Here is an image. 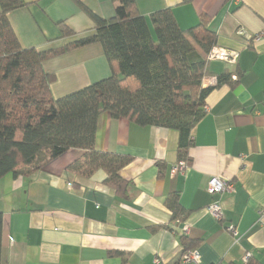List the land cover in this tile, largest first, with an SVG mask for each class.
Here are the masks:
<instances>
[{
	"label": "crops",
	"instance_id": "1",
	"mask_svg": "<svg viewBox=\"0 0 264 264\" xmlns=\"http://www.w3.org/2000/svg\"><path fill=\"white\" fill-rule=\"evenodd\" d=\"M23 1L28 4L8 14L23 47L57 48L93 31V21L73 0ZM81 1L107 20L114 17L111 0ZM135 3L146 19L171 8L181 29L208 19L216 46L238 56L234 63L208 60L210 76L203 85H214L224 71L235 80L238 69L243 71L239 81L206 96V112L192 130L183 173L171 174L178 161L175 129L138 125L108 112L99 115L96 149L131 158L119 171L129 182L126 197L104 183L102 169L88 177L67 169L83 155L78 148L30 174L4 175L0 264H184L176 261L181 236L197 253L191 264H243L246 253L264 264V216L259 215L264 211V0ZM60 22L75 34L62 36ZM42 67L55 77V98L111 75L99 43L47 59ZM212 177L232 181L234 190L209 194ZM172 194L185 211L176 218L166 205ZM217 200L223 209L220 220L206 210Z\"/></svg>",
	"mask_w": 264,
	"mask_h": 264
},
{
	"label": "trees",
	"instance_id": "2",
	"mask_svg": "<svg viewBox=\"0 0 264 264\" xmlns=\"http://www.w3.org/2000/svg\"><path fill=\"white\" fill-rule=\"evenodd\" d=\"M73 1L93 21V31L60 47L38 50L20 44L8 17L28 3L0 0V179L8 173L30 174L66 150L78 148L83 155L67 169L84 177L102 169L104 183L126 197L129 182L119 171L131 158L96 149L99 115L108 112L138 125L175 129L178 161L188 164L192 130L206 112V96L217 86H235L243 71L236 70L235 80L232 72L224 71L214 85H203L210 76L208 55L217 44L216 32L204 17L181 29L171 8L146 19L135 0H111L115 14L107 20L81 0ZM58 26L62 36L75 34L63 22ZM91 43L101 45L111 75L55 98L51 91L55 77L43 70V62ZM158 175H163L161 170ZM166 205L172 218L185 213L177 194L169 195ZM1 234L0 214V253ZM180 241L178 262L191 250L187 237ZM243 264L260 262L250 254Z\"/></svg>",
	"mask_w": 264,
	"mask_h": 264
},
{
	"label": "built area",
	"instance_id": "3",
	"mask_svg": "<svg viewBox=\"0 0 264 264\" xmlns=\"http://www.w3.org/2000/svg\"><path fill=\"white\" fill-rule=\"evenodd\" d=\"M253 38H249L252 40ZM238 53L233 50H221V48L215 46L212 48L208 55V60L212 59H220L230 63H234ZM187 167V163L185 161H178L171 168V174L183 173L185 168ZM206 190L209 194H222L224 192H231L234 190L233 182L226 179H221L218 177H212L207 182ZM206 210L210 212L216 219L220 220L223 218V209L219 202V200L211 203L206 207ZM260 216H264V211H259ZM228 230L236 234V231L233 226H229ZM249 253H246L243 261L246 262L249 257ZM197 260V253L194 250H190L184 253L181 256L180 262L184 264H191ZM155 261H158L155 259Z\"/></svg>",
	"mask_w": 264,
	"mask_h": 264
}]
</instances>
